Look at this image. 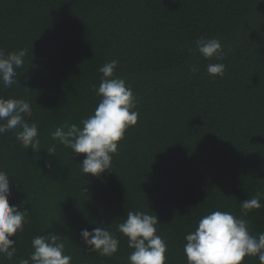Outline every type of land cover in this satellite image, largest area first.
<instances>
[{
	"label": "trees",
	"instance_id": "1",
	"mask_svg": "<svg viewBox=\"0 0 264 264\" xmlns=\"http://www.w3.org/2000/svg\"><path fill=\"white\" fill-rule=\"evenodd\" d=\"M201 37L218 38L226 55L204 59L195 51ZM0 49L28 50L18 83H0V96L30 103L40 139L34 151L14 131L0 135L10 204L28 208L30 219L12 237L16 254L0 264H19L33 237L49 232L63 235L71 264H129L132 249L118 231L129 211L157 215L167 264H187L184 237L200 218L239 216L258 193L264 205V0H0ZM113 59L139 113L113 155L114 172L84 174V154L59 143L50 171V133L94 114L101 98L92 86ZM215 63L226 66L223 78L206 72ZM245 219L253 235L264 232V207ZM97 226L119 237L114 256L84 245L80 230Z\"/></svg>",
	"mask_w": 264,
	"mask_h": 264
},
{
	"label": "clouds",
	"instance_id": "2",
	"mask_svg": "<svg viewBox=\"0 0 264 264\" xmlns=\"http://www.w3.org/2000/svg\"><path fill=\"white\" fill-rule=\"evenodd\" d=\"M196 49L204 59H222L226 53L218 38L201 37L196 40ZM189 51H193L189 49ZM27 49L6 53L0 49V83L5 89L18 83V69L25 63ZM118 60L105 63L100 84L93 91L100 102L94 114L75 123L58 126L50 133L54 143L45 148L49 154L45 166L54 168L53 156H57L56 144H62L75 156L84 154L81 170L84 174L100 177L106 171H113V155L118 152L119 142L125 138L126 130L138 122L137 97L131 86L116 75ZM195 66L190 71L196 72ZM206 72L223 78L226 66L222 63L209 64ZM32 114L30 103L23 98L0 96V135L14 131L17 141L25 149L39 151V128L36 122H29ZM12 177L0 170V256L12 259L16 254L17 233H22L30 222L28 208L10 204L12 197ZM24 203H27L25 201ZM260 194L241 202V215L228 211H212L198 221L194 231L188 232L184 240L183 252L187 264H243L246 257H257L264 264V232L253 235L245 217L252 209L262 208ZM161 223L157 215L147 212L129 211L118 231L127 238L132 249L129 264H167V241L158 234ZM80 237L87 249L101 256H114L120 246V239L107 228L97 226L90 230H80ZM32 251L28 258H21L19 264H71L72 257L65 254L63 235L55 232L41 234L31 240Z\"/></svg>",
	"mask_w": 264,
	"mask_h": 264
}]
</instances>
